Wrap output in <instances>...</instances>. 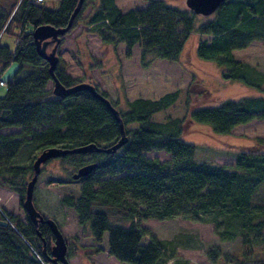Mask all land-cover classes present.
<instances>
[{"label":"trees","instance_id":"1","mask_svg":"<svg viewBox=\"0 0 264 264\" xmlns=\"http://www.w3.org/2000/svg\"><path fill=\"white\" fill-rule=\"evenodd\" d=\"M43 1L0 0V81L7 86L5 95L0 96V183L18 195L22 207L31 180L26 177L33 173L34 162L43 151L88 144L109 148L121 138L119 122L90 93L81 91L60 98L53 94L52 87L48 88L53 79L49 65L37 53L33 31L41 25L66 27L79 0H60L55 10L45 8ZM116 1L83 0L67 33L92 4L89 32L96 34L105 47L114 49L125 44L127 57L134 47L140 48L144 68L155 60L177 62L191 34L209 35L211 41L198 45L199 58L214 62L223 80L263 90L264 74L237 60L233 52L253 41H264V0H228L213 19L200 24L192 11L171 6L166 0H148L145 8L126 12ZM5 34L17 37L15 49L2 43ZM12 63L17 65L13 77L1 79ZM55 74L66 87L81 83L60 68ZM99 92L110 100L106 93ZM78 97L84 100L68 102ZM178 97L176 91L158 99L136 98L127 102L126 110L110 100L119 111L127 142L115 153L59 158L70 161L77 170L98 163L91 174L73 181L82 182L81 193L77 199L65 198L64 205L75 210L79 224L96 243L108 235V252L119 262L159 264L172 242L151 236L143 244L146 232L140 223L183 219L213 223L222 240L239 238L241 255L246 259L241 264H264V205L256 201V192L264 184V142L237 150L234 167L198 162L196 145L181 138L182 121L155 119L157 113L174 106ZM207 100L198 107L187 102L186 119L207 125L218 135H228L253 120H264V96ZM9 128L22 130L6 134L4 130ZM23 143L32 144L37 151L21 168L15 161ZM152 150L165 151L171 157L162 162L145 156ZM112 217L128 221L129 226L114 224ZM43 240L50 255L54 236L47 224L35 226L29 217L24 221L12 213L5 217L0 211V264L49 263ZM67 246L69 252L68 242ZM100 250L95 248L96 252Z\"/></svg>","mask_w":264,"mask_h":264},{"label":"rangeland","instance_id":"2","mask_svg":"<svg viewBox=\"0 0 264 264\" xmlns=\"http://www.w3.org/2000/svg\"><path fill=\"white\" fill-rule=\"evenodd\" d=\"M166 1L171 6L186 8L185 0ZM116 3L123 12H126L145 8L148 0H117ZM42 5L49 10H55L59 7L60 0H44ZM91 9L92 4L84 10L77 25L63 36L58 47L57 68L63 73L81 82L94 84L121 110H126L127 102L136 98L158 99L177 91L179 97L176 104L157 113L155 119L160 122H165L168 117L181 120L183 124L181 138L196 145L198 162L234 167L237 150L246 149L257 141L264 142V120H253L235 127L228 135H218L211 127L195 124L186 119L187 102H194V106L198 107L206 102V99L211 103L213 100L224 101L243 96H264V84L263 90H258L240 82L225 81L221 77V69L214 62L199 58L197 54L199 43L211 41L212 36L193 33L187 39L177 62L155 60L148 68H144L140 62V48L134 47L132 55L127 57L125 44H120L114 49L105 47L96 34L89 32L88 16ZM213 18V14L208 17L199 15L196 23L200 24ZM17 41L16 36L8 34L2 38V43L11 49H15ZM52 48L53 45L48 46L47 51L50 52ZM233 54L237 60L252 70L264 74V41H253L246 48L236 50ZM16 68L17 65L12 63L1 74V79L5 81L11 79ZM51 87L53 88V81L48 83V88ZM6 88L7 86H0V96L5 95ZM83 100V97H78L69 99L68 102L77 103ZM21 130L16 128L4 132L18 134ZM35 149L32 144L23 143L15 166L26 167L30 158L35 155L37 151ZM145 156L158 158L162 162L171 157L160 150L146 152ZM76 170V166L70 161H62L59 158L42 164L33 197L35 207L45 218L53 219L57 223L66 242L71 245L68 252L70 264H127L119 262L109 254L107 234L100 243H96L79 224L75 210L64 205L65 198L77 199L81 193L82 182H73L72 179V174ZM33 174L34 171L26 178L30 176L29 179H32ZM256 198V201L264 205V184L256 192ZM0 211L5 217L9 213L19 216L24 221L28 217L18 195L1 183ZM111 221L121 226H129V222L123 219L112 217ZM140 227L146 232L143 244H147L151 236L172 242L159 264H241L246 260L241 255L243 247L240 246V239L234 241L220 239L211 222L149 219L141 222ZM96 247L101 250L96 252ZM235 257L237 261H228ZM249 259H252L251 256Z\"/></svg>","mask_w":264,"mask_h":264},{"label":"water","instance_id":"3","mask_svg":"<svg viewBox=\"0 0 264 264\" xmlns=\"http://www.w3.org/2000/svg\"><path fill=\"white\" fill-rule=\"evenodd\" d=\"M228 0H185L186 8L192 11L195 15L204 17L211 16L218 8ZM83 0H79L77 7L71 15V19L66 27L56 28L51 25H41L34 29L33 39L36 45V50L40 58H42L49 65V73L53 79V94L60 98H66L81 91H87L93 98L101 101L107 106L115 119L119 122L121 129V138L113 146L109 148L98 147L95 144H88L73 149L64 148H49L43 151L34 162V174L32 179L28 182L26 188V196L23 202V208L28 215L30 221L38 226L39 223L47 224L54 236V243L50 249V255L46 253V242L43 240L44 254L48 261L52 264H70L67 256L68 246L66 239L59 229L57 223L50 218H45L35 207L33 202L34 190L38 177L41 173V165L49 160L65 157L73 154H87L92 152L115 153L126 142L124 124L120 117L119 111L112 105L110 100L104 97L97 88L90 83L81 82L72 87L63 85L55 74L57 65L59 63V56L57 55L58 47L61 43V37L65 36L72 27L73 20L81 10ZM53 45L50 52L47 51L48 46ZM98 167V163H90L80 167L73 175L72 179L77 181L83 177L91 174Z\"/></svg>","mask_w":264,"mask_h":264},{"label":"built area","instance_id":"4","mask_svg":"<svg viewBox=\"0 0 264 264\" xmlns=\"http://www.w3.org/2000/svg\"><path fill=\"white\" fill-rule=\"evenodd\" d=\"M38 2H42V0H37ZM0 86H5V82L0 81Z\"/></svg>","mask_w":264,"mask_h":264},{"label":"crops","instance_id":"5","mask_svg":"<svg viewBox=\"0 0 264 264\" xmlns=\"http://www.w3.org/2000/svg\"><path fill=\"white\" fill-rule=\"evenodd\" d=\"M11 129H16V128H9V129H7V130H11ZM4 131H6V130H4ZM6 133V132H5ZM11 134V133H10Z\"/></svg>","mask_w":264,"mask_h":264}]
</instances>
